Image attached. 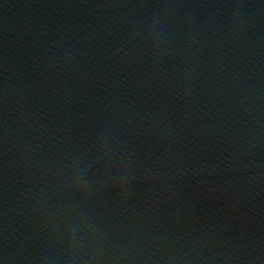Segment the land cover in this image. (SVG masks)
<instances>
[{
	"label": "water",
	"instance_id": "water-1",
	"mask_svg": "<svg viewBox=\"0 0 264 264\" xmlns=\"http://www.w3.org/2000/svg\"><path fill=\"white\" fill-rule=\"evenodd\" d=\"M0 264H264V0H0Z\"/></svg>",
	"mask_w": 264,
	"mask_h": 264
}]
</instances>
